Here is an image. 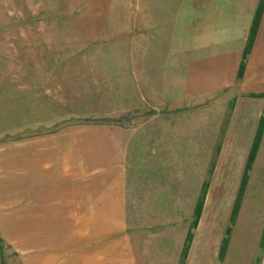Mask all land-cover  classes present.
<instances>
[{"label":"rangeland","instance_id":"374dc122","mask_svg":"<svg viewBox=\"0 0 264 264\" xmlns=\"http://www.w3.org/2000/svg\"><path fill=\"white\" fill-rule=\"evenodd\" d=\"M201 1L0 0V143L68 122L112 123L134 132L125 225L78 234L68 253L189 264L186 237L209 181L194 237L219 224L217 250L230 227L224 263L264 264V195L257 209L252 205L261 183L250 177L233 219L238 181L227 195L222 180L236 84L201 94L184 88L187 68L202 72L241 41L232 21L239 7ZM249 217L257 226L248 225L243 238L240 222ZM249 235H256L255 243ZM0 264H22L1 236Z\"/></svg>","mask_w":264,"mask_h":264},{"label":"crops","instance_id":"0c3cea01","mask_svg":"<svg viewBox=\"0 0 264 264\" xmlns=\"http://www.w3.org/2000/svg\"><path fill=\"white\" fill-rule=\"evenodd\" d=\"M200 4L239 7L232 21L239 24L241 41L223 51L224 57L206 65L202 72L193 65L187 68L184 85L191 94H201L236 84L234 121L222 150L226 161L222 180L228 187L227 195L238 181L235 202L241 196L235 219L251 176L261 183L252 196L256 209L259 193L264 195V0H205ZM257 17L251 49L244 58ZM133 139L131 128L86 121L68 122L37 135L0 143V236L22 264H133L118 253H68V246L75 245L72 240L78 234L86 237V231L118 230V226L125 225L128 155ZM255 144L254 159L247 171ZM245 172L248 179L241 194ZM206 183V199L209 181L203 183L200 198ZM253 211L254 208L251 214ZM250 220L240 222L242 232L237 234L243 238L244 229L255 226ZM218 227L219 224L210 225L200 238L193 233L189 264H219V260L225 264L230 227L217 251L213 246ZM249 237L255 243L256 235ZM244 242L243 239V245H249Z\"/></svg>","mask_w":264,"mask_h":264},{"label":"trees","instance_id":"16d2710c","mask_svg":"<svg viewBox=\"0 0 264 264\" xmlns=\"http://www.w3.org/2000/svg\"><path fill=\"white\" fill-rule=\"evenodd\" d=\"M262 3L261 2V10H262ZM258 18L255 20V24H254V28H253V31L251 33V36L249 37V41H248V44H247V47L245 49V53H244V58H246L248 52L250 51L251 49V45H252V41H253V38H254V34H255V29H256V26L258 25ZM243 69H244V61L241 63V68H240V72L242 73L243 72ZM255 151H256V144L255 146L253 147V150H252V153H251V156L249 158V161H248V164H247V171L250 169L251 167V163L254 159V154H255ZM248 177V174L245 172V176H244V179L242 181V185H241V194L243 193L244 189H245V186H246V183H247V178ZM207 185L208 183L205 184V187L203 189V194H202V197L200 198V201L195 209V219L194 221L192 222V225H191V230H189L188 234H187V238H186V245H185V250H184V255L186 257L187 255V248L189 247L191 241H192V238H193V232H192V229L196 228L197 224L199 223V220H200V217H201V214H202V211H203V205H204V200H205V193H206V188H207ZM240 199H241V196H239L237 198V201H236V208L234 210V214H233V217L236 215L237 213V209H238V206H239V202H240ZM228 242V239L226 238L225 241H224V245H223V248L220 252V256L223 257L224 255V252H225V247H226V244Z\"/></svg>","mask_w":264,"mask_h":264}]
</instances>
